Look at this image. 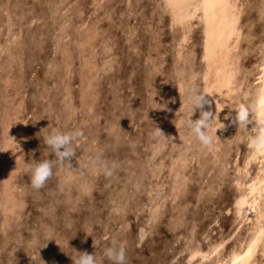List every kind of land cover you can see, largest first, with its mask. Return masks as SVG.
I'll use <instances>...</instances> for the list:
<instances>
[{"label": "rangeland", "instance_id": "rangeland-1", "mask_svg": "<svg viewBox=\"0 0 264 264\" xmlns=\"http://www.w3.org/2000/svg\"><path fill=\"white\" fill-rule=\"evenodd\" d=\"M234 2L231 86L190 117L212 112L221 128L208 151L181 126L188 87L209 94L213 79L199 13L178 23L165 0H0V264H72L81 251L111 264L114 238L126 264L227 263L241 251L254 220L235 200L261 163L252 123L236 126L233 109L254 121L264 0ZM74 128L84 137L59 163L43 138ZM98 149L118 162L111 177L89 164ZM33 159L53 160L39 190ZM252 260L264 264L261 245Z\"/></svg>", "mask_w": 264, "mask_h": 264}, {"label": "bare ground", "instance_id": "bare-ground-1", "mask_svg": "<svg viewBox=\"0 0 264 264\" xmlns=\"http://www.w3.org/2000/svg\"><path fill=\"white\" fill-rule=\"evenodd\" d=\"M234 1L165 0L166 6L170 9L174 21H178V23L199 13L198 16L203 26V57L206 61L207 70L212 72L213 75V79L209 83V87H207L209 93L208 101L211 104L220 102L224 92L229 89L235 71V67L229 62L231 58L230 52L233 48L232 42L230 41L232 38L234 39L238 36V16ZM255 91L254 106L259 108L261 100L264 99V63L258 75V84L256 85ZM254 154H259L261 167L246 182L247 187L245 193L238 196V199L235 200L239 209L244 207L243 209H245L248 218L254 220L253 232L241 251L233 252L227 263L219 262L217 264H256L252 258L257 247L261 245V249L264 252V151L254 148ZM260 198H263V201H260Z\"/></svg>", "mask_w": 264, "mask_h": 264}, {"label": "clouds", "instance_id": "clouds-1", "mask_svg": "<svg viewBox=\"0 0 264 264\" xmlns=\"http://www.w3.org/2000/svg\"><path fill=\"white\" fill-rule=\"evenodd\" d=\"M207 92H200L195 85H190L186 91L185 107L190 115L182 122V127L187 130L191 141H195L200 147L211 151L214 147V142L219 138L215 134L216 130L212 129L211 120L212 112L200 111L197 119H191L194 111L201 109L203 105L209 103ZM234 110L233 121L235 125L247 130L249 123H252V132L249 134L251 145L264 151V99L261 100L259 108L252 106V111L255 113L254 121L249 120V111L244 105H238ZM84 131L82 128H74L68 131H60L53 129L47 134L44 139V144L51 149L56 161L59 163L67 162L68 158L74 155V141L82 139ZM152 137H165L158 127H154ZM26 163L25 171L29 175L30 186L39 190L44 187L46 181L53 175V160L44 159ZM89 164L96 170L98 174L105 177H111L118 168L117 161H109L104 158L103 150L98 149L90 158ZM75 252V251H74ZM74 257H70L72 264H102V260L98 259L94 253L84 251L75 252ZM103 258H106L111 264H126V246L125 243L118 239H113L112 242L103 249Z\"/></svg>", "mask_w": 264, "mask_h": 264}]
</instances>
